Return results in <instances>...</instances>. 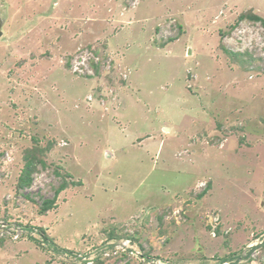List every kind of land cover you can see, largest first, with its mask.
<instances>
[{
    "label": "rangeland",
    "instance_id": "374dc122",
    "mask_svg": "<svg viewBox=\"0 0 264 264\" xmlns=\"http://www.w3.org/2000/svg\"><path fill=\"white\" fill-rule=\"evenodd\" d=\"M0 20V264H264V0Z\"/></svg>",
    "mask_w": 264,
    "mask_h": 264
},
{
    "label": "water",
    "instance_id": "95a60500",
    "mask_svg": "<svg viewBox=\"0 0 264 264\" xmlns=\"http://www.w3.org/2000/svg\"><path fill=\"white\" fill-rule=\"evenodd\" d=\"M2 24H3V22H2V20H0V38L2 37V35H3V31H2V29H1V27H2Z\"/></svg>",
    "mask_w": 264,
    "mask_h": 264
},
{
    "label": "clouds",
    "instance_id": "9594fccd",
    "mask_svg": "<svg viewBox=\"0 0 264 264\" xmlns=\"http://www.w3.org/2000/svg\"><path fill=\"white\" fill-rule=\"evenodd\" d=\"M263 26V24L259 27L262 31H264V27H262ZM109 57H111V54H110V56ZM112 59V58H111ZM89 102V101H88Z\"/></svg>",
    "mask_w": 264,
    "mask_h": 264
},
{
    "label": "bare ground",
    "instance_id": "6f19581e",
    "mask_svg": "<svg viewBox=\"0 0 264 264\" xmlns=\"http://www.w3.org/2000/svg\"><path fill=\"white\" fill-rule=\"evenodd\" d=\"M4 21H5V20H2L3 24H4ZM3 24H2V27H3ZM2 27H1V29H2ZM2 31H3V30H2ZM190 53H191V50L188 51V54H189V55H190Z\"/></svg>",
    "mask_w": 264,
    "mask_h": 264
},
{
    "label": "built area",
    "instance_id": "2783aa9c",
    "mask_svg": "<svg viewBox=\"0 0 264 264\" xmlns=\"http://www.w3.org/2000/svg\"><path fill=\"white\" fill-rule=\"evenodd\" d=\"M227 264V263H226Z\"/></svg>",
    "mask_w": 264,
    "mask_h": 264
}]
</instances>
